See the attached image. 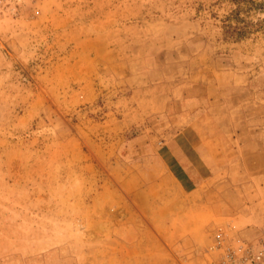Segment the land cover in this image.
I'll list each match as a JSON object with an SVG mask.
<instances>
[{"label":"rangeland","instance_id":"obj_1","mask_svg":"<svg viewBox=\"0 0 264 264\" xmlns=\"http://www.w3.org/2000/svg\"><path fill=\"white\" fill-rule=\"evenodd\" d=\"M260 4L0 0V264H130L144 230L147 264L260 248Z\"/></svg>","mask_w":264,"mask_h":264},{"label":"built area","instance_id":"obj_2","mask_svg":"<svg viewBox=\"0 0 264 264\" xmlns=\"http://www.w3.org/2000/svg\"><path fill=\"white\" fill-rule=\"evenodd\" d=\"M215 246L225 248L224 256L217 264H264V243L258 249L246 246L238 251L226 247L221 240H218Z\"/></svg>","mask_w":264,"mask_h":264},{"label":"crops","instance_id":"obj_3","mask_svg":"<svg viewBox=\"0 0 264 264\" xmlns=\"http://www.w3.org/2000/svg\"><path fill=\"white\" fill-rule=\"evenodd\" d=\"M130 233H134L129 231ZM143 232L144 236H143V241H134V239H128L126 241H121V246H118V248H120L123 252H125L126 254H128V258L125 257L126 260L123 261V258H121V262H125V263H130V264H136V263H143V264H147L149 263L148 260H145L149 255L153 256L154 255V251L151 250L150 252V248H154L152 246L149 245V242L147 241L148 237L150 236V232L149 231H140ZM139 233V232H138ZM155 249V248H154ZM138 250L140 251H148L149 253H146L145 256L143 257H137L135 254L138 252ZM130 254V255H129Z\"/></svg>","mask_w":264,"mask_h":264},{"label":"trees","instance_id":"obj_4","mask_svg":"<svg viewBox=\"0 0 264 264\" xmlns=\"http://www.w3.org/2000/svg\"><path fill=\"white\" fill-rule=\"evenodd\" d=\"M260 9V11H262L264 13V5L260 4V6L258 7ZM228 33H230V35L236 37V38H242L244 37L247 32L244 30V27H239V26H228Z\"/></svg>","mask_w":264,"mask_h":264}]
</instances>
